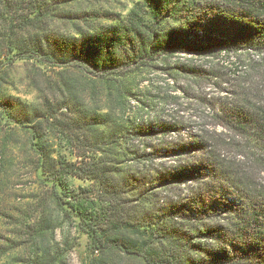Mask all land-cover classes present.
Instances as JSON below:
<instances>
[{"label":"trees","instance_id":"1","mask_svg":"<svg viewBox=\"0 0 264 264\" xmlns=\"http://www.w3.org/2000/svg\"><path fill=\"white\" fill-rule=\"evenodd\" d=\"M94 2L0 0V126L28 136L85 264H264V0H124L111 19ZM221 54L231 66L179 61ZM20 62L54 74L35 102L2 85ZM153 74L220 87L212 123L164 118ZM25 226L21 264H63L50 219Z\"/></svg>","mask_w":264,"mask_h":264},{"label":"rangeland","instance_id":"2","mask_svg":"<svg viewBox=\"0 0 264 264\" xmlns=\"http://www.w3.org/2000/svg\"><path fill=\"white\" fill-rule=\"evenodd\" d=\"M95 1L94 7L108 19L113 17L110 15L121 12L125 5L124 0ZM106 22L108 20L103 18V23ZM57 26L61 30L67 27L65 22H58ZM188 57L181 56L179 61L181 63L191 61L206 69L213 66L217 69H220L219 67L225 69L235 60L232 54H221L217 58ZM45 74L52 73L50 74L48 70L42 73L35 66L21 62L7 65L5 81L2 85L9 94L35 102L40 95L39 92L44 90ZM151 79L155 89L152 87L150 89L157 97L156 100L159 103L157 110L163 114L164 118L175 119L186 127L187 133L192 127L193 131H196L199 126L212 123V120L207 118L208 114H211L209 109L212 106L217 107L219 102L217 98L222 95L221 88L212 84V81L204 79L201 82L200 80L192 82L188 79H180L170 82L165 76L158 74H153ZM175 97L177 100L174 101L172 98ZM6 130V127L0 126V264H21V259L29 254L23 231H26L25 225L32 224L38 216L50 219L51 228L55 231L54 238L50 240L51 247L65 252L63 264H85L87 255L82 244L84 238L70 225L69 221L62 218L48 199L46 192L38 186L28 136L23 131L15 129L12 130L11 137L6 139L4 132ZM157 142V138H152L146 143L154 146ZM177 160L178 158L171 157L156 159L152 166L147 168H170L177 163ZM141 168L139 166V169ZM181 187L185 191L188 188L187 185ZM184 190L182 193L185 192ZM108 258L111 260L110 264H141L123 256L112 255Z\"/></svg>","mask_w":264,"mask_h":264}]
</instances>
